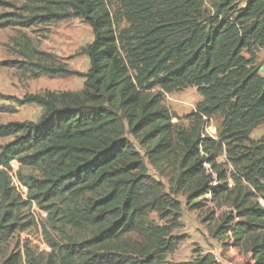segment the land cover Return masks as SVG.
I'll list each match as a JSON object with an SVG mask.
<instances>
[{"label":"trees","instance_id":"16d2710c","mask_svg":"<svg viewBox=\"0 0 264 264\" xmlns=\"http://www.w3.org/2000/svg\"><path fill=\"white\" fill-rule=\"evenodd\" d=\"M0 28L78 18L93 31L86 72L11 38L1 62L36 79L75 75L79 90L26 94L37 121L0 124V264H221L210 251L168 259L183 202L226 208L209 233L264 264V0H0ZM202 97L181 117L166 94ZM177 118L181 122H174ZM219 120L215 136L206 125ZM223 159V160H221ZM28 188L12 186L10 162ZM146 162L155 174L148 170ZM27 169L29 171H27ZM47 213L38 222L33 206ZM31 211L33 213H31ZM155 216L153 218L152 216ZM213 223L212 225L210 224ZM49 250L21 233L39 227Z\"/></svg>","mask_w":264,"mask_h":264},{"label":"rangeland","instance_id":"374dc122","mask_svg":"<svg viewBox=\"0 0 264 264\" xmlns=\"http://www.w3.org/2000/svg\"><path fill=\"white\" fill-rule=\"evenodd\" d=\"M210 0H207L209 4ZM5 11L0 6V13ZM26 34L30 36L37 47L42 50L57 54L66 62L70 69L85 72L89 68V58L82 49L93 39L92 28L78 18H71L54 23L51 26L18 29L0 28V124L10 121H37L41 114V108L35 104L21 105L18 100L23 99L26 94L43 93L46 90L65 91L79 90L83 86V78L69 75L50 78L43 76L33 79L24 71L16 68L6 67L1 64L19 56L11 53V38ZM257 63L260 74L264 76V48L257 52ZM202 99L195 87H189L170 94H166L167 106L177 115L183 117L196 109L197 103ZM174 122H181L175 118ZM219 120L212 119L206 125V133L217 134ZM215 131V133H214ZM264 136V123L258 125L252 132V139H260ZM223 160V159H221ZM151 174H155L153 168L146 162ZM27 171H29L27 169ZM178 198L183 202L182 227L174 233L181 239L178 249L168 255V259L185 261L194 258L197 251H210L221 264H249L252 260L249 254L239 251L233 246L223 244L211 236L209 224L204 221L207 208H214L216 219H218L226 208H216L209 202L206 209L190 210L186 207L182 195ZM31 213H33L31 211ZM38 219L39 212L34 210ZM153 218L156 217L153 215ZM215 223V222H213ZM213 223L210 222L212 225ZM42 230L35 227L21 233V239H28L32 246L39 251H47L48 245L43 237Z\"/></svg>","mask_w":264,"mask_h":264},{"label":"built area","instance_id":"2783aa9c","mask_svg":"<svg viewBox=\"0 0 264 264\" xmlns=\"http://www.w3.org/2000/svg\"><path fill=\"white\" fill-rule=\"evenodd\" d=\"M210 134L212 135V133ZM10 166H11V169L9 170V176L11 179L12 186L21 194L23 198L27 199L28 188L24 184L21 183L17 175L19 163L16 160H13L11 161ZM33 210H37L41 217L47 216V214L44 211L39 210L35 205L33 206Z\"/></svg>","mask_w":264,"mask_h":264},{"label":"clouds","instance_id":"9594fccd","mask_svg":"<svg viewBox=\"0 0 264 264\" xmlns=\"http://www.w3.org/2000/svg\"><path fill=\"white\" fill-rule=\"evenodd\" d=\"M207 133H208V132H207ZM214 133H215V132H214ZM208 134L211 135L210 133H208ZM215 135H216V134H212L211 136H215ZM12 161H13V160H12ZM17 162H18V161H17ZM18 163H19V162H18ZM10 164H11V162H10ZM19 165H20V164H19ZM10 169H11V166H10ZM18 169H19V168H18ZM8 173H9V170H8ZM38 209H39V208H38ZM39 210H40V209H39ZM42 211H44V210H42ZM44 212H45V211H44ZM45 213H46V212H45ZM46 214H47V213H46ZM39 217H40L39 219L36 217L37 220H38V222H40L41 219H44V218H46L47 216H46V217H41L40 214H39ZM47 249L49 250V248H47Z\"/></svg>","mask_w":264,"mask_h":264},{"label":"crops","instance_id":"0c3cea01","mask_svg":"<svg viewBox=\"0 0 264 264\" xmlns=\"http://www.w3.org/2000/svg\"><path fill=\"white\" fill-rule=\"evenodd\" d=\"M86 72V71H85Z\"/></svg>","mask_w":264,"mask_h":264}]
</instances>
